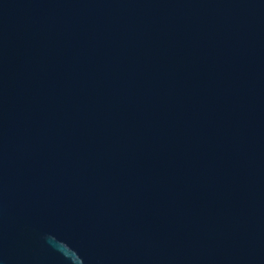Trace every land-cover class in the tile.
<instances>
[{
    "label": "water",
    "instance_id": "water-1",
    "mask_svg": "<svg viewBox=\"0 0 264 264\" xmlns=\"http://www.w3.org/2000/svg\"><path fill=\"white\" fill-rule=\"evenodd\" d=\"M264 264V0H0V264Z\"/></svg>",
    "mask_w": 264,
    "mask_h": 264
},
{
    "label": "flooded vegetation",
    "instance_id": "flooded-vegetation-1",
    "mask_svg": "<svg viewBox=\"0 0 264 264\" xmlns=\"http://www.w3.org/2000/svg\"><path fill=\"white\" fill-rule=\"evenodd\" d=\"M198 264V263H197Z\"/></svg>",
    "mask_w": 264,
    "mask_h": 264
}]
</instances>
